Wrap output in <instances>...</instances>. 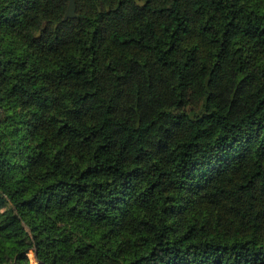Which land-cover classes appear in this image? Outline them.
<instances>
[{
	"label": "trees",
	"instance_id": "trees-1",
	"mask_svg": "<svg viewBox=\"0 0 264 264\" xmlns=\"http://www.w3.org/2000/svg\"><path fill=\"white\" fill-rule=\"evenodd\" d=\"M0 0V264H264V0Z\"/></svg>",
	"mask_w": 264,
	"mask_h": 264
},
{
	"label": "water",
	"instance_id": "water-1",
	"mask_svg": "<svg viewBox=\"0 0 264 264\" xmlns=\"http://www.w3.org/2000/svg\"><path fill=\"white\" fill-rule=\"evenodd\" d=\"M69 18H76L74 0H69V4L67 6V10H66V13L64 16V20H67Z\"/></svg>",
	"mask_w": 264,
	"mask_h": 264
},
{
	"label": "rangeland",
	"instance_id": "rangeland-1",
	"mask_svg": "<svg viewBox=\"0 0 264 264\" xmlns=\"http://www.w3.org/2000/svg\"><path fill=\"white\" fill-rule=\"evenodd\" d=\"M28 257H29L31 263L33 264L34 263V254L32 252H29Z\"/></svg>",
	"mask_w": 264,
	"mask_h": 264
}]
</instances>
